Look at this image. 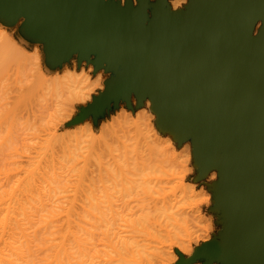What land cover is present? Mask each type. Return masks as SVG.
Here are the masks:
<instances>
[{
  "label": "water",
  "instance_id": "water-1",
  "mask_svg": "<svg viewBox=\"0 0 264 264\" xmlns=\"http://www.w3.org/2000/svg\"><path fill=\"white\" fill-rule=\"evenodd\" d=\"M5 1L51 31L59 58L78 49L96 52L97 67L120 65L92 109L120 96L129 103L132 91L138 103L148 96L161 130L192 136L200 174L217 167L213 208L224 230L191 259L264 264V26L251 35L264 0H189L178 12L155 0L150 17L147 0Z\"/></svg>",
  "mask_w": 264,
  "mask_h": 264
},
{
  "label": "bare ground",
  "instance_id": "bare-ground-1",
  "mask_svg": "<svg viewBox=\"0 0 264 264\" xmlns=\"http://www.w3.org/2000/svg\"><path fill=\"white\" fill-rule=\"evenodd\" d=\"M10 33L0 30V264L174 263L177 259L174 248L180 250L188 245V237L206 232L211 219L198 210L185 211L186 203L181 202L189 199L197 205L205 202L207 196V190L202 188L203 197L196 199L200 193H196L194 184L184 182L189 171L192 136L186 138L189 143L178 151L169 136L160 141L147 108L133 117L131 111L120 107L114 122L134 126L147 145L145 149L149 147L156 158L147 149L148 163V157L143 159L137 151L143 161L119 162L120 156L121 161L130 158L129 150L127 155L118 153V162L112 163L118 170L106 163L102 166L106 164L110 171L103 172L100 167L106 178L100 170L93 172L97 164L87 174L88 151L83 144L96 138L90 121L72 133L58 131V125L70 118L74 104L82 96L74 93L65 96L58 86L53 90L51 84L59 85L61 78L56 74L48 76L40 66L37 47L28 54ZM69 68L75 66H65L63 71ZM26 69L33 73H26ZM11 75L17 88L5 93L8 87L5 82ZM145 105L148 107L147 102ZM38 118L41 124L51 123L39 126ZM52 123L54 126H50ZM120 143L123 146L125 142ZM97 158L99 163L101 157ZM165 165L181 168L176 167L182 175L179 173V182L171 190L159 184L160 176L167 173ZM213 169L219 174L217 167ZM174 190L179 194L174 195Z\"/></svg>",
  "mask_w": 264,
  "mask_h": 264
},
{
  "label": "rangeland",
  "instance_id": "rangeland-1",
  "mask_svg": "<svg viewBox=\"0 0 264 264\" xmlns=\"http://www.w3.org/2000/svg\"><path fill=\"white\" fill-rule=\"evenodd\" d=\"M105 1H113L114 2V0H105ZM155 0H147V3H148V9H149V13L147 14L149 17L151 16V4L154 2ZM115 2H119V0H115ZM138 6V5H137ZM136 6V7H137ZM184 9H185V7H184ZM20 17H24V22L22 23V20L21 19H19ZM27 20H28V17L24 14V13H22V12H20V11H14L13 9H12V6L9 4V3H7L5 0H0V22H2V23H4V24H6V25H2V26H0V30L1 29H5L7 32H11L10 33V35L13 37V39L15 40V41H17L18 42V44H20L21 45V47L25 50V51H27V53L28 54H30V53H33L34 52V48H36L37 50H38V53H40L39 54V56H40V66L44 69V71H46V73H47V75L48 76H53V75H55L56 73H58V72H61V71H63V69L65 68V66H72V65H74L75 66V57H73L72 58V60L71 61H69V62H66L65 64H63V65H61V66H59L62 62H64V61H66V60H68L71 56H72V54L73 53H77L78 54V56H77V59H78V62L80 61V60H87L88 58H89V55L91 54L92 56H93V59H91L89 62L90 63H93L94 65H95V59H96V56H97V53L96 52H91V53H89V55L87 56V57H80L79 55H80V51L77 49V50H74V51H72V53H70L69 55H65V54H62L61 56H60V58L57 56V54H56V52L54 51V50H51L50 51V49L48 48V43H49V36H50V34H52L51 33V31L50 30H48V29H46V28H42V27H39V26H31V25H28L27 24ZM53 31V30H52ZM38 42H40V43H38ZM50 44V43H49ZM35 49V50H36ZM33 51V52H32ZM43 51H44V53H45V56H44V53H43ZM71 64V65H70ZM59 66V67H58ZM56 67V68H55ZM81 67H83V68H85V66L84 65H81ZM95 67L97 68V69H99V68H101V67H104L105 68V70L106 71H110L111 72V76H110V78L106 81V88H107V82L109 81V80H111L112 78H115L116 77V71H119V70H121L120 69V65L116 68V69H113V68H108V63L107 62H103L102 63V66H99V67H97L96 65H95ZM29 73V72H32L31 70H28V69H26V73ZM33 73V72H32ZM52 73V74H51ZM104 75H107V74H104ZM12 76H14V75H11L10 77H9V79H3V82H5V80H6V82L9 80H11L10 82H5V86L7 87V85H8V91H7V88H6V91H5V93L7 92V93H10L11 91H14L16 88H15V84H14V81H13V79H11V78H14V77H12ZM7 78V77H6ZM12 81H13V83H12ZM11 83V86L12 87H10V84ZM7 84V85H6ZM14 86V87H13ZM10 87V88H9ZM12 88V89H11ZM5 89V88H4ZM11 89V90H10ZM106 90V89H105ZM131 95H134L135 96V94H134V92L132 91L131 93H130ZM130 94H129V96H130ZM8 95V94H7ZM97 97H94V101H95V99H96ZM135 98H136V100H137V97L135 96ZM145 98H148V99H150L148 96H146ZM145 98H143L142 100H141V102L140 103H138V101H137V105L135 106V102H134V98H133V106L131 105V103H130V101H129V103H127V101H126V99L124 98V97H122V96H120V97H118V99L117 100H115L114 98H111L109 101H107V102H105L103 105H101V106H99V107H97L96 109H92L91 108V106L93 105V103L92 104H90L86 109H82L81 110V112L71 121V122H68L67 123V121L72 117V115L76 112V110L78 109V107H79V105L76 103V104H74V107H73V109H74V111H73V113H72V115L70 116V118H68L66 121H64L62 124H60V125H58V131H59V133H63V131L64 132H70L71 131V133L73 132V131H77L78 130V127H79V129H80V127H84L89 121V123H90V125L93 127V129H94V133H95V136H96V140L94 139V140H86V141H84V146H86V152L88 151V159L86 158V160H85V165L87 164L88 165V167H87V169H86V171L87 170H89L88 171V173L87 174H90L89 172L91 171V170H93L94 168V171L93 172H99V170H100V173H102V171H101V168H102V170H103V172H106L107 170L106 169H109L108 171H110V167L108 168V166L109 165H111V167H112V165H113V167L115 166V168H116V165H114L115 164V162L117 161V159H119V157L117 156V154L118 153H120V154H128V152H129V150H130V152H129V156H130V158L127 156L123 161H121L122 159H123V157L122 156H120V159L121 160H118L119 162H125V164L127 163V162H132V163H134L135 161H137V162H139V161H143L142 159H140L139 158V156H137V155H140V157H142L143 159L145 158H147L146 159V162L148 161H150L149 160V154H151V157L155 160V156H156V154L151 150L150 151V148L148 147V148H146L145 149V147L147 146H145V144H144V140H143V138L137 133V131L135 130V128H134V126H129L128 124H125V123H121L120 125L122 126V127H120V125H119V123H116V122H114V118L113 117H115V115H116V113H117V111L115 110L118 106H119V110H120V107H122V108H124V109H126L127 110V108H129L130 110L129 111H131V114H132V116L133 117H136V114L138 115V114H140L143 110L142 109H146L147 108V110H148V112L149 113H151L150 112V109H149V107H146V105H144L143 106V101H144V99ZM34 101V102H33ZM33 101H32V103L34 104L35 102H36V99L34 98L33 99ZM118 102H120V104L118 105ZM146 104V103H145ZM143 106V107H142ZM151 106H152V102H151ZM139 107H142V108H139ZM137 108H139V109H137ZM114 110V111H113ZM118 110V111H119ZM110 111H113V113L111 114V116L109 115V112ZM151 111H152V109H151ZM153 112V111H152ZM154 113V112H153ZM155 114V113H154ZM114 115V116H113ZM155 116H156V114H155ZM86 118V119H85ZM85 119V120H84ZM156 119H157V116H156ZM155 119V121L154 120H152L151 121V123L153 124V126H154V128H155V130H156V132L161 136V138L160 139H162V140H160V141H163V139H164V137L165 136H169L170 138H171V140L173 141V143L175 144V146H176V150H181L182 148H183V146H184V144L186 143V142H188L189 143V141H187L186 140V138H184V139H182V140H179V139H176L175 137H174V135L173 134H171V133H169L168 131H165V130H161L160 129V127L157 125V120ZM84 120V121H83ZM113 120V121H112ZM37 123H39L38 125L40 126V125H42L43 126V124H45L46 126H49V124L51 123V122H49L48 124L47 123H45V122H42V124L39 122L40 121V119L38 118L37 119ZM87 121V122H86ZM86 122V123H85ZM93 122V123H92ZM114 122V124L112 125L111 123H113ZM76 123H79V124H76ZM75 124V125H74ZM111 124V125H110ZM37 125V126H38ZM44 125V126H45ZM81 125V126H80ZM106 125V126H105ZM108 125H110L108 128H107V126ZM124 125H126V127L124 126ZM128 125V126H127ZM50 126H54V123H52ZM112 126V127H111ZM124 126V127H123ZM115 127H116V129H115ZM127 127H129V128H127ZM123 128H125V129H127V130H124ZM75 129V130H74ZM107 129V130H106ZM112 129H115L116 130V132L114 131L113 132V130ZM134 129V130H133ZM62 130V131H61ZM103 130H106V131H103ZM112 130V131H111ZM122 130H124V131H122ZM130 130V131H129ZM100 131H101V133H100ZM97 132V133H96ZM113 134L112 136H113V139H112V137H111V133ZM124 132V134H122V135H120V133H123ZM126 132H127V134L128 135H130V136H128V135H126ZM129 132V133H128ZM133 132H135L134 134H133ZM160 132V133H159ZM109 133H110V136H108L109 135ZM117 133V134H116ZM137 133V134H136ZM99 134L101 135L100 137H99ZM114 134H116L115 136H114ZM119 134V136L117 137V135ZM104 135H105V137H104ZM124 135V137H126V139H127V141L128 142H126L125 140L126 139H124V137L122 138L121 136H123ZM138 136L137 138H136V136ZM99 138H98V137ZM104 138H103V137ZM129 138H128V137ZM133 136V137H132ZM111 137V138H110ZM119 138V137H121L120 138V140L118 139V140H116L117 142H118V144H116L115 145V143H116V141H115V139H117V138ZM140 137V138H139ZM163 137V138H162ZM136 140H135V139ZM139 138V139H138ZM101 139V140H100ZM102 139H104V140H102ZM109 139H111V140H109ZM124 139V140H123ZM133 141H132V140ZM137 140H139V142L137 141ZM90 141H91V143H90ZM92 141H93V143H92ZM98 141V142H97ZM102 141V142H101ZM103 141H105L104 142V144H102L103 143ZM107 141H109V142H107ZM120 141L123 143V141L126 143H124L123 144V146H122V144L120 143ZM142 141V142H141ZM88 142V143H87ZM94 142H96V143H94ZM112 142H114V143H112ZM133 143V145H131V143ZM138 142V143H137ZM184 142V143H183ZM128 143V144H127ZM134 143H136V144H134ZM147 143V142H146ZM183 143V144H182ZM92 144V145H91ZM101 144V145H100ZM108 144V145H107ZM112 145V147H110V149H109V145ZM113 144H114V146H113ZM138 144V145H137ZM143 144V145H142ZM190 146H191V157H192V163H193V165L195 166V169H196V172H195V180L196 181H200V182H197L196 184H194V186H195V191H196V193L197 194H199L197 197H196V199H201L202 197H203V195L201 194V192H200V190L202 189V188H204V189H206L205 188V185H206V183L207 182H209L210 181V174H209V176L208 177H206L207 176V174L211 171H209L206 175H201L200 174V172H199V167L198 166H196V163H195V160H193L194 159V156H193V146H192V142L190 141ZM94 145V146H93ZM101 146V147H99V146ZM118 145H119V147L120 148H116V147H118ZM102 146H103V148H102ZM105 146V147H104ZM127 147V148H125V147ZM129 146H130V149H128L129 148ZM137 146V147H136ZM141 146V147H140ZM144 146V147H143ZM89 147V148H88ZM107 147H108V149H107ZM87 148H88V150H87ZM106 148V149H105ZM113 148H114V150H117V151H114L113 150ZM140 148V149H139ZM142 148V149H141ZM92 149V150H91ZM93 149H95L96 150V153L94 152V150ZM123 150V152H122V150ZM137 149V150H136ZM147 149H149L148 151L149 152H151V153H149L148 151H147ZM89 150H90V152L91 153H89ZM98 150H100L98 153H99V155H96V154H98L97 153V151ZM107 150V151H106ZM110 150V152H111V154H113L112 156H111V154H109L110 152H108ZM131 150H132V152H131ZM139 150V151H138ZM142 150H144V151H142L143 152V155H142V152L141 151ZM94 153H93V152ZM117 152V153H112V152ZM139 152L138 154H137V152ZM146 151V152H145ZM26 152H27V150H26ZM135 152V153H134ZM141 152V153H140ZM146 154H145V153ZM131 153V154H130ZM134 153V154H133ZM149 153V154H148ZM22 154H24L25 155V153H22ZM89 154L91 155V156H89ZM95 154V155H94ZM101 154V155H100ZM133 154V155H132ZM137 154V155H136ZM155 154V155H154ZM94 155V156H93ZM97 156L98 157H101L100 159H101V161L98 163V160H99V158H97ZM117 156V157H116ZM146 156V157H145ZM154 156V157H153ZM93 158V159H91V158ZM112 157H114V159L110 162V160L112 159ZM134 157V158H133ZM110 158V159H109ZM117 158V159H116ZM131 158H133V159H131ZM138 158L140 159V160H138ZM96 159V160H95ZM132 160V161H130V160ZM137 159V160H136ZM87 160H89V161H87ZM92 160V161H91ZM115 160V161H114ZM129 160V161H128ZM117 161V162H118ZM127 161V162H126ZM134 161V162H133ZM90 163V164H88V163ZM97 162V163H96ZM114 162V164H112ZM147 162V163H148ZM82 163V162H81ZM100 163H102L101 165H100ZM104 163H106L108 166H106V164L104 165V168H103V164ZM96 164H97V166H98V168H97V166H96ZM124 164V165H125ZM82 165V164H81ZM96 166V167H94L93 169L91 168V166ZM100 165V166H99ZM102 166V167H101ZM174 165H171V166H169V165H165L164 167H166L165 169H166V171H167V173L165 172V173H163V175H161L160 176V179H159V184L160 185H162L166 190L168 189L169 190V188H170V190L172 189V188H175V185H177V183L179 182V180L177 179V178H179L180 177V175H182V173H180V170H176V167H177V169H181V168H179L178 166H174ZM189 166V167H188ZM85 167V166H84ZM85 167V168H86ZM101 167V168H100ZM107 167V168H106ZM187 167L190 169V164H189V162H188V164H187ZM89 168V169H88ZM174 168V169H173ZM91 169V170H90ZM98 169V170H97ZM117 170H118V168H116ZM106 170V171H105ZM171 170H173V171H171ZM176 170V171H175ZM213 170V169H212ZM168 172L170 173H175L176 172V174H174V175H172V176H176V177H172V176H170L169 174H168ZM189 171H187L186 173H188ZM178 173V174H177ZM179 173H180V175H179ZM185 173V174H186ZM103 174V173H102ZM106 173H104L103 174V176L102 177H104V178H106V176L107 175H105ZM105 175V176H104ZM89 177V175L87 176V178ZM204 177H206L205 179H204ZM209 178V179H208ZM204 179V180H203ZM178 180V181H177ZM203 180V181H202ZM218 180V176H217V179L215 180V181H213V182H216ZM184 182L186 183H192V181H191V175H188L187 176V179H185V175H184ZM213 182H211V183H209V184H207L206 185V187L208 188V190L212 193V206H211V209H210V211L211 212H213V214L216 216V220H215V223L216 224H218V225H220V227H221V230L218 232V233H216V234H214L213 235V237H212V239L213 238H218V236H219V234L224 230V224H222V222H221V218H220V212L218 211V210H214V205H215V203H214V201H213V199H214V194H213V192H212V189H211V184L213 183ZM174 185V186H173ZM202 186V187H201ZM201 187V188H200ZM198 191V192H197ZM174 195H178L179 193H178V191H175L174 190V192H172ZM176 193V194H175ZM172 197V196H171ZM199 197V198H198ZM198 200V201H199ZM181 202H184V203H186V205L185 206H187V208L185 209V211H190V213L192 212V210H193V213H196V210H198L199 211V213L201 214V215H204V216H206V218L207 217H210L208 214H207V206H206V202H200V203H198L197 205L196 204H194L195 202L193 201V200H189V199H185V200H182ZM188 209V210H187ZM211 239V240H212ZM205 244H207V243H203L200 247H198V248H201V247H203ZM193 246H194V244H193ZM197 249V248H196ZM196 249H195V251H194V254H195V252H196ZM174 252L176 253V255H177V259H178V257H179V255H181V259H180V261L178 262V264H192V262L193 261H195V260H199L200 261V264H211V262L212 261H218L219 262V264H223V261H222V259L221 258H217V257H215V258H213V259H211V258H209V257H198V258H195V259H190V260H186V259H184L183 258V253L182 252H180V250L178 249V248H174ZM184 262V263H183ZM198 264H199V262H197ZM172 264H175V262L174 263H172Z\"/></svg>",
  "mask_w": 264,
  "mask_h": 264
},
{
  "label": "clouds",
  "instance_id": "clouds-1",
  "mask_svg": "<svg viewBox=\"0 0 264 264\" xmlns=\"http://www.w3.org/2000/svg\"><path fill=\"white\" fill-rule=\"evenodd\" d=\"M114 2H115V0H114ZM138 2H139V0H131V4L133 7H136L138 5ZM126 3H127V0H119V6L120 7H125ZM166 3L168 4L169 10L171 12H178V11H182L184 9V7L189 3V0H166ZM144 12H145V14H148L149 9L147 7H145ZM19 19L22 20V23L24 22V17H20ZM2 25H6V24L0 22V26H2ZM262 26H264V20H259V19L256 20L254 26L252 27L251 35L254 37L257 36L259 34V31H260ZM38 43H40V42H38ZM43 53H44V51H43ZM44 56H45V53H44ZM77 56H78L77 53H73L72 56L68 60L62 62L59 65V66L63 65L66 62L71 61L72 58L75 57V68H69L66 72L61 71V72L56 73V76L61 78L59 81V85H57L55 83L51 84V87L53 88V90H55L58 86L60 88L62 94L65 96H67L69 93L80 94L82 96L81 99L76 101V103L79 105V107L76 110V112L72 115V117L67 121V123L71 122L81 112L82 109H86L90 104H92L94 102V97L100 96L105 91L106 81L111 76V72L106 71L104 67L97 69L93 63L89 62L91 59H93V56L91 54L89 55V58L87 60H80L79 62H78ZM81 65L85 66V68L83 70L81 69ZM104 74H107V75H104ZM93 77H95L94 80H93ZM133 98H134V102H135V106H136L137 100H136L134 95L130 94L129 101H130L132 106H133ZM146 102H147L148 107L150 109V112L152 114V118L155 121L156 116L151 111V100L148 98H145L143 101V106L145 105ZM119 104H120V102H118V105ZM142 107H139V108H142ZM139 108H137V109H139ZM115 110L117 111V114H118L119 106ZM127 110H130V109L127 108ZM113 111L109 112L110 116L113 113ZM76 124H79V123H76ZM188 162L190 164V169H189V172L185 174V179H187L188 175H191L192 183L196 184L197 182H200V181H196L194 178L196 169L192 163L191 146H190V155L188 157ZM209 174H211V179L209 182L206 183V185L215 181L217 179V176H218L217 171L214 169L211 170L207 174L206 177H208ZM206 177H204V179ZM206 185H205V188L207 190V196H206L205 202H206V206H207V214L210 216L211 219L208 221V228H207L206 232H204L203 234H197L195 236L188 237L187 238L188 239V245L186 247L180 249V252L184 253L182 255L183 258L186 260H190L193 257L194 251L196 248L200 247L203 243L210 242L213 235L218 233L221 230L220 225L215 223V220L217 219L216 216L213 214V212L210 211L211 206H212V193L208 190ZM193 244H194V246H192ZM180 259H181V255H179L178 259H176L175 264H178ZM197 262H199V264H200L199 260L193 261L192 264H197ZM211 264H219V262L218 261H212Z\"/></svg>",
  "mask_w": 264,
  "mask_h": 264
}]
</instances>
